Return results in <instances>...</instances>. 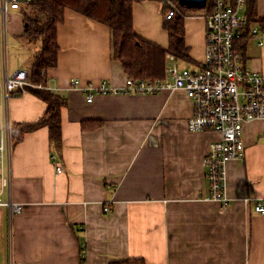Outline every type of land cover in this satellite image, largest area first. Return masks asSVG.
Listing matches in <instances>:
<instances>
[{"label": "crops", "instance_id": "crops-1", "mask_svg": "<svg viewBox=\"0 0 264 264\" xmlns=\"http://www.w3.org/2000/svg\"><path fill=\"white\" fill-rule=\"evenodd\" d=\"M199 5L201 13L181 7L191 56L182 61L191 68L201 64L206 47L205 2ZM255 10L258 19L250 24L264 28V0L256 1ZM164 16L161 0L133 3L137 32L168 46ZM15 17L19 22L9 28L12 46L23 45L24 58L11 71L7 64L0 69V128L37 121L47 109L29 87L8 98L3 91L5 73L27 68L34 52L21 42V10L9 21ZM57 38V63L46 68L42 85L67 99L61 136L55 141L49 122L38 124L15 145L11 135V151L3 153L13 197L23 206L12 221L15 258L25 264H110L131 258L146 264H264V214L254 209L256 201L264 202V118L245 123V154L227 162L228 203L207 199L205 159L220 134L189 130L194 109L186 92L95 94L88 101L89 91L75 86L74 79L96 87L103 80L122 86L128 77L114 56L112 31L68 8ZM239 44L245 65L264 73V43L244 38ZM9 231L8 209L0 205V264H7Z\"/></svg>", "mask_w": 264, "mask_h": 264}, {"label": "built area", "instance_id": "built-area-1", "mask_svg": "<svg viewBox=\"0 0 264 264\" xmlns=\"http://www.w3.org/2000/svg\"><path fill=\"white\" fill-rule=\"evenodd\" d=\"M31 0H0L1 27L6 34L11 11L22 8ZM164 19H171L180 12L178 4L163 1ZM210 9H204L206 19L205 55L197 68L181 66L183 59L172 52L166 53L164 74L157 78L128 77L122 86L111 85L103 80L99 86L84 87L93 95L109 93L149 94L164 90L183 89L193 103V114L187 125L191 131L214 130L220 138L213 140L205 159L210 192L205 198L228 202L226 194V165L230 159L245 154L243 126L246 122L264 118V73L245 66L239 41L255 38L264 43V28L252 26L244 13L245 0H206ZM7 71V70H6ZM76 84L79 80L74 81ZM29 86L43 87L29 79L27 68L5 73L3 91L6 98L13 91L26 90ZM94 91V93H93ZM11 126L0 128V205L9 212L7 264H25L15 258L12 221L23 211L22 203L13 197L12 172L5 170L3 152L10 153ZM58 172L63 171L60 163ZM6 193V197H4ZM108 210L109 207L107 206ZM255 210L264 214V203L257 202Z\"/></svg>", "mask_w": 264, "mask_h": 264}, {"label": "trees", "instance_id": "trees-1", "mask_svg": "<svg viewBox=\"0 0 264 264\" xmlns=\"http://www.w3.org/2000/svg\"><path fill=\"white\" fill-rule=\"evenodd\" d=\"M142 0H32L21 13L24 15L22 39L33 50L27 69L29 79L36 84L46 83L44 70L55 66L60 49L58 26L65 21L66 9L71 8L88 17L107 24L112 31L114 56L121 61L124 70L132 78H157L164 74L166 53L191 59L185 43V12L182 10L171 19H165L163 26L169 31V45L163 46L140 35L133 24V3ZM179 2V0H175ZM256 1L247 0L249 20H257ZM188 9L197 10L201 5L188 4ZM165 10V8H164ZM191 10L192 12H194ZM191 12V13H192ZM264 26V25H263ZM29 90L47 103L45 114L33 122L11 124L12 144L20 141L25 131L38 124L49 122L55 141L61 136V108L67 99L46 87L29 86ZM82 264H85L83 261ZM110 264H146L141 258H131Z\"/></svg>", "mask_w": 264, "mask_h": 264}, {"label": "rangeland", "instance_id": "rangeland-1", "mask_svg": "<svg viewBox=\"0 0 264 264\" xmlns=\"http://www.w3.org/2000/svg\"><path fill=\"white\" fill-rule=\"evenodd\" d=\"M161 1L162 2L165 1L168 3V0H161ZM171 1L175 2V4H178V6H180L182 8L187 9L189 7L188 4H183L180 1L179 2H176L175 0H171ZM201 7H202V5L198 8L200 13H201ZM190 10H193V9H190ZM180 11H182V10L180 9ZM202 11L204 12V9ZM0 19H1V15H0ZM15 22H19L18 17L17 18L15 17V18H13V20L9 21V24L6 28V34L4 33V38H2L1 28H0V69H3L5 64H7L8 69L11 71V69L13 67L16 68L17 62L20 60V57L24 58V55L21 52L22 50H20L23 48V45L19 46L20 49H14L16 47L13 48V46H12V36L10 34L9 28H11ZM22 41L24 44L23 39H21V42ZM180 62H181L182 66H187V67L191 66V64L189 62H185V61H180ZM219 138H220V136H219ZM6 155H7V152H6Z\"/></svg>", "mask_w": 264, "mask_h": 264}, {"label": "bare ground", "instance_id": "bare-ground-1", "mask_svg": "<svg viewBox=\"0 0 264 264\" xmlns=\"http://www.w3.org/2000/svg\"><path fill=\"white\" fill-rule=\"evenodd\" d=\"M31 1H32V0H31ZM234 1H235V0H234ZM245 1H246V0H245ZM204 2H205V6H204L203 8H204V9L206 8L207 10H209V6H207V4H206V0H205ZM204 2H203V3H204ZM203 3H202V4H203ZM25 6H26V5H25ZM25 6H23L22 8H24ZM22 8H19V9H16V10H22ZM13 11H15V10H13ZM13 11H11V14H12ZM11 14H10V17H11ZM203 16H204V13H203ZM10 17H9V19H10ZM204 18H205V16H204ZM205 20H206V19H205ZM205 40H206V35H205ZM241 40H242V39H241ZM241 40H240V41H241ZM240 41H239V42H240ZM204 55H205V54H204ZM242 57H243V62H244V56H243V53H242ZM203 59H204V58H203ZM244 64H245V62H244ZM245 66H246V65H245ZM246 67H247V66H246ZM44 71H45V70H44ZM259 72H260V71H259ZM128 77H129V76H128ZM128 77H127V78H128ZM75 80H79V83L76 84V83L74 82ZM73 84H74L75 86H79V87H80L82 90H84V91H89V90H86V89L84 88V87H87L88 85H87V86H82V83H81L80 79H78V78H76V79L73 80ZM100 84H101V83H100ZM42 86H43V85H42ZM114 86H115V85H114ZM90 93H91V92L89 91V94H90ZM93 93H94V91H93ZM89 94L87 95V97L89 96ZM95 94H97V93H95ZM95 94H94V95H95ZM94 95H93V97H94ZM244 126H245V124H244ZM244 126H243V140H244ZM213 131H214V130H213ZM244 143H245V140H244ZM245 147H246V143H245ZM5 150H6V149H5ZM5 150H4V152H5ZM245 150H246V149H245ZM4 152H3V153H4ZM243 156H244V155H243ZM206 157H207V156H206ZM205 166H206V165H205ZM206 169H207V168H206ZM226 174H227V165H226ZM207 176H208V175H207ZM226 183H227V175H226ZM226 191H227V185H226ZM226 194H227V193H226ZM4 197H5V196H4ZM227 197H228V196H227ZM228 201H229V200H228ZM257 202H263V201L258 200V201L255 202V204H256ZM227 203H228V202H227ZM263 203H264V202H263ZM255 204H254V209H255ZM107 206L109 207L108 210L106 209ZM105 210H106V211L111 210L110 205L107 204V205L105 206ZM260 213H261V212H260Z\"/></svg>", "mask_w": 264, "mask_h": 264}, {"label": "water", "instance_id": "water-1", "mask_svg": "<svg viewBox=\"0 0 264 264\" xmlns=\"http://www.w3.org/2000/svg\"><path fill=\"white\" fill-rule=\"evenodd\" d=\"M183 4H202L205 0H179Z\"/></svg>", "mask_w": 264, "mask_h": 264}]
</instances>
